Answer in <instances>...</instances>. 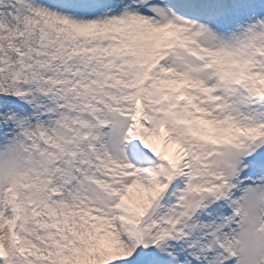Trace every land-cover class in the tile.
<instances>
[{"label":"snow or ice","instance_id":"obj_1","mask_svg":"<svg viewBox=\"0 0 264 264\" xmlns=\"http://www.w3.org/2000/svg\"><path fill=\"white\" fill-rule=\"evenodd\" d=\"M0 264H264V0H0Z\"/></svg>","mask_w":264,"mask_h":264}]
</instances>
